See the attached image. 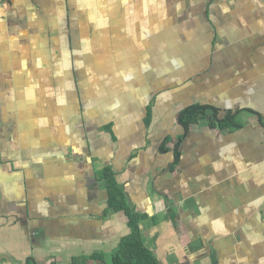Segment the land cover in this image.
<instances>
[{
  "label": "crops",
  "instance_id": "1",
  "mask_svg": "<svg viewBox=\"0 0 264 264\" xmlns=\"http://www.w3.org/2000/svg\"><path fill=\"white\" fill-rule=\"evenodd\" d=\"M105 169L160 264H264L262 0L0 5V264L109 259Z\"/></svg>",
  "mask_w": 264,
  "mask_h": 264
},
{
  "label": "trees",
  "instance_id": "2",
  "mask_svg": "<svg viewBox=\"0 0 264 264\" xmlns=\"http://www.w3.org/2000/svg\"><path fill=\"white\" fill-rule=\"evenodd\" d=\"M207 110V107L204 106H193L180 113L179 123L185 135L193 125L207 118ZM214 119L221 129H238L241 127L235 121L236 116L233 114H227L224 119L215 116ZM214 121L210 120L213 124ZM99 179L104 182L108 192V209L125 213L128 218L130 233L121 240L118 249L109 259L103 254L95 253L90 257L74 258L72 264H90V262L95 264H160L154 252L144 242L141 226L143 218L129 207L125 194L119 189L115 181L114 174L109 169H105L100 173ZM26 264L39 263L29 259Z\"/></svg>",
  "mask_w": 264,
  "mask_h": 264
},
{
  "label": "built area",
  "instance_id": "3",
  "mask_svg": "<svg viewBox=\"0 0 264 264\" xmlns=\"http://www.w3.org/2000/svg\"><path fill=\"white\" fill-rule=\"evenodd\" d=\"M8 1H10V0H0V5L6 3V2H8ZM262 1L264 2V0H262Z\"/></svg>",
  "mask_w": 264,
  "mask_h": 264
},
{
  "label": "rangeland",
  "instance_id": "4",
  "mask_svg": "<svg viewBox=\"0 0 264 264\" xmlns=\"http://www.w3.org/2000/svg\"><path fill=\"white\" fill-rule=\"evenodd\" d=\"M99 254H101V253H99ZM31 259H33V258H31ZM34 261H36L35 259H33ZM37 262V261H36ZM38 263V262H37Z\"/></svg>",
  "mask_w": 264,
  "mask_h": 264
}]
</instances>
